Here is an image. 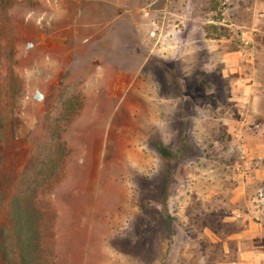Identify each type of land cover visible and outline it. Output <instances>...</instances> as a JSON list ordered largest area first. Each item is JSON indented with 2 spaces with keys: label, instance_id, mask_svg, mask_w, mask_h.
<instances>
[{
  "label": "rangeland",
  "instance_id": "374dc122",
  "mask_svg": "<svg viewBox=\"0 0 264 264\" xmlns=\"http://www.w3.org/2000/svg\"><path fill=\"white\" fill-rule=\"evenodd\" d=\"M16 189L34 264H264V0H0V264Z\"/></svg>",
  "mask_w": 264,
  "mask_h": 264
},
{
  "label": "trees",
  "instance_id": "16d2710c",
  "mask_svg": "<svg viewBox=\"0 0 264 264\" xmlns=\"http://www.w3.org/2000/svg\"><path fill=\"white\" fill-rule=\"evenodd\" d=\"M14 190L9 201L8 223L18 264H34L39 250L38 208L33 191Z\"/></svg>",
  "mask_w": 264,
  "mask_h": 264
},
{
  "label": "crops",
  "instance_id": "0c3cea01",
  "mask_svg": "<svg viewBox=\"0 0 264 264\" xmlns=\"http://www.w3.org/2000/svg\"><path fill=\"white\" fill-rule=\"evenodd\" d=\"M129 54H132L131 51H127ZM248 183H242L239 182L238 186L235 189V193H236V200L237 199H241V198H249V194L247 192V185ZM244 236H246V239H248V242H253V238H255L256 235L260 234L259 231L254 229V226L252 227L251 222H247L245 224V229H244ZM250 240V241H249ZM249 245V244H248ZM241 247V246H240ZM249 251L247 252L248 254L245 256L247 258H256L257 256V252H255V250L253 248H248ZM241 256L243 257V254H241ZM243 264V263H240ZM254 264V263H253Z\"/></svg>",
  "mask_w": 264,
  "mask_h": 264
}]
</instances>
